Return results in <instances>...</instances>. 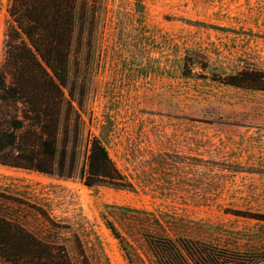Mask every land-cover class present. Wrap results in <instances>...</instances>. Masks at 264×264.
I'll return each mask as SVG.
<instances>
[{
	"label": "rangeland",
	"instance_id": "374dc122",
	"mask_svg": "<svg viewBox=\"0 0 264 264\" xmlns=\"http://www.w3.org/2000/svg\"><path fill=\"white\" fill-rule=\"evenodd\" d=\"M9 1L0 0V63ZM95 8L69 68L85 121L78 162L98 135L134 186L0 164V215L65 244L76 264H158L151 234L264 253V90L224 82L264 70V0Z\"/></svg>",
	"mask_w": 264,
	"mask_h": 264
},
{
	"label": "trees",
	"instance_id": "16d2710c",
	"mask_svg": "<svg viewBox=\"0 0 264 264\" xmlns=\"http://www.w3.org/2000/svg\"><path fill=\"white\" fill-rule=\"evenodd\" d=\"M99 0H10V21L0 63V164L88 185L131 188L103 139L88 136L79 164L85 121L74 104L69 68L77 46L91 39ZM89 43V42H88ZM235 86L263 89L264 70L244 68L225 77ZM69 85L70 97L65 88ZM83 94V93H82ZM83 106L82 98L77 100ZM116 236L122 235L110 223ZM147 244L158 264H259L264 253L224 250L190 237L150 235ZM0 259L13 264H76L65 244L44 240L23 224L0 215ZM84 264H90L87 259Z\"/></svg>",
	"mask_w": 264,
	"mask_h": 264
}]
</instances>
